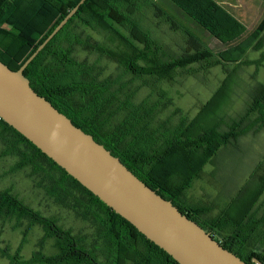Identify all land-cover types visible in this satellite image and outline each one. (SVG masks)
Returning <instances> with one entry per match:
<instances>
[{"label": "trees", "instance_id": "trees-1", "mask_svg": "<svg viewBox=\"0 0 264 264\" xmlns=\"http://www.w3.org/2000/svg\"><path fill=\"white\" fill-rule=\"evenodd\" d=\"M80 2L0 0V61L11 70L18 71ZM162 2L175 8L173 11L180 19H191L224 49L214 55L202 48L197 37L185 32L195 46L194 53H185L169 63H155L157 61L150 60V55L161 52L162 47L150 39V35L133 17L144 3L153 5L165 16L162 8L151 0H87L29 65L25 75L36 93L50 101L76 127L93 136L96 142L119 158L137 177L140 174L134 167L139 166L150 177V184L145 183L147 186L172 201L182 214L198 223L197 215L205 213V210H188L178 200L222 147L237 142L247 133V127L242 128L244 122L234 123L228 132L209 126L215 120L205 118L207 109L211 107L209 102L192 122L184 119L174 130L161 133L139 126L143 122L142 118L146 117H139L140 110L132 102V97L126 95V101H118L117 95L125 87L117 88V80L99 81L95 68L86 62H79L74 56L78 48L89 53L100 52L134 76L166 78L177 69L210 62L214 56L221 63L242 64L250 50H259L263 46V40H259L255 46L251 39L238 43L246 28L214 0ZM167 18L176 30L183 29L172 17ZM76 24L116 34L125 40L131 48V54L111 52L101 43L84 38L82 33L73 29ZM116 25L127 29L129 37ZM262 31L264 21L253 39L258 38ZM144 61H149L150 65L139 66ZM259 61L261 65L264 56ZM227 88L226 82L211 100L224 96ZM255 94L249 113L259 114L255 124H264V85ZM125 111L124 119L116 120ZM0 145L1 157L17 158L12 173L29 169L33 176H39L50 197L62 205L69 203L79 216L94 226L97 239L100 240L97 246H91L85 238L61 225L57 218L34 209L11 189L2 190L0 222L26 219L31 225L42 229L45 239L55 240L58 249V253L53 256L36 251L31 258L24 259L20 254H12L9 249L0 247V255L9 264H178L2 119ZM260 195L261 191L257 192L252 200L245 202L248 205L239 208L237 213H231L229 209L236 216L235 219L227 214L226 218L222 217V221L218 219L212 222V227L221 230L222 226H233L234 234L229 240L247 246L253 234L264 226V218L256 220L250 216ZM222 246L248 264H254V258L264 264V250H251L243 254L225 244Z\"/></svg>", "mask_w": 264, "mask_h": 264}, {"label": "rangeland", "instance_id": "rangeland-1", "mask_svg": "<svg viewBox=\"0 0 264 264\" xmlns=\"http://www.w3.org/2000/svg\"><path fill=\"white\" fill-rule=\"evenodd\" d=\"M151 1L164 10L165 16L153 5L144 3L139 6L133 17L150 35V39L157 41L162 47L161 52L150 55V60L157 61L155 63H169L185 53H194L195 46L185 32L197 37L202 48L210 50L214 55L224 49L191 19H180L172 6L163 4L162 0ZM216 1L246 28L238 43L251 39L255 46L259 40H263L262 48L250 50L243 58L242 64L221 63L218 57L214 56L210 62L196 63L186 69L173 71L169 77L158 78L127 73L121 64L108 59L100 52L89 53L78 48L74 53L79 62H86L95 68L99 81L117 80V88L125 87L123 92L117 95L118 101H126V95L132 97V102L140 110L139 117H146L142 118L143 122L139 126L159 130L161 133L174 130L184 119L186 122H192L209 102L211 107L207 109L205 118L215 119L209 126H216L220 131L228 132L234 123L244 122L242 128L247 127V133L237 142L233 141L222 147L178 200V203L188 210L204 209L205 213L197 215V218H201L211 227L212 222L218 219L222 221V217L227 214L235 219L236 216L231 213H237L239 208L248 205L245 202L252 200L259 191L261 195L250 216L256 220L264 218V124H255L259 114L249 113L256 90L264 85V62L261 65L258 63L264 56V31L258 38L253 39L264 21V0H258L257 3L252 0L246 7L244 0H225V3L230 2L229 4H225L224 0ZM167 17H172L183 29L176 30ZM116 28L129 37L127 29L117 25ZM73 29L82 33L84 38L101 43L111 52L131 54V48L125 40L112 32L84 28L77 24ZM148 65L149 61L139 63L141 67ZM226 82L228 88L224 96L211 100ZM126 112L121 113L116 120L122 121ZM1 153L0 145V191L11 189L34 209L46 216L57 218L66 229H71L76 235L85 238L91 246H97L100 240L97 239L96 230L89 221L79 216L69 203L62 205L50 197L41 178L33 176L31 170L12 173L11 169L17 158L1 157ZM214 230L218 234L217 239L234 234V227L230 225L222 226L221 230ZM239 246L242 252L247 254L251 250H264V226L253 234L248 246ZM0 247L9 249L12 254H20L24 259L31 258L36 251L48 256L58 253L55 240L45 239L42 229L31 225L26 219L20 222H0ZM0 264H9V261L0 255Z\"/></svg>", "mask_w": 264, "mask_h": 264}, {"label": "water", "instance_id": "water-1", "mask_svg": "<svg viewBox=\"0 0 264 264\" xmlns=\"http://www.w3.org/2000/svg\"><path fill=\"white\" fill-rule=\"evenodd\" d=\"M86 1L81 0L71 10L18 71L0 61V119L178 264H248L182 214L172 201L147 186L31 87L26 69ZM253 263L262 264L257 258Z\"/></svg>", "mask_w": 264, "mask_h": 264}, {"label": "flooded vegetation", "instance_id": "flooded-vegetation-1", "mask_svg": "<svg viewBox=\"0 0 264 264\" xmlns=\"http://www.w3.org/2000/svg\"><path fill=\"white\" fill-rule=\"evenodd\" d=\"M134 169L140 174V179L144 182V183H148L150 184L149 180H150V177L143 171L140 169L139 166H136L134 167ZM198 224L207 232V233H210L211 236L216 240L218 241L221 245L225 244L227 247H230L232 248L233 250H236V251H241V247L239 246V244H237L236 242H232L229 240V237L227 238H220V239H217V233H216V230H214V228H212L210 225H208V223L202 221L201 218H198ZM243 253V252H242ZM243 254H247V253H243ZM252 262H253V259H252ZM263 264V263H262Z\"/></svg>", "mask_w": 264, "mask_h": 264}, {"label": "crops", "instance_id": "crops-1", "mask_svg": "<svg viewBox=\"0 0 264 264\" xmlns=\"http://www.w3.org/2000/svg\"><path fill=\"white\" fill-rule=\"evenodd\" d=\"M216 1V0H215ZM234 1V0H233ZM217 2V1H216ZM253 1L252 0H244V6L246 7V5H249L250 3H252ZM258 2V0H256V3ZM224 3H225V0H224ZM230 2H227L225 4H229ZM205 168V167H204ZM203 172V171H202ZM211 205V204H210ZM205 206V205H204ZM209 206V205H208ZM206 208V207H205ZM211 210V209H209ZM248 246V244H247Z\"/></svg>", "mask_w": 264, "mask_h": 264}]
</instances>
